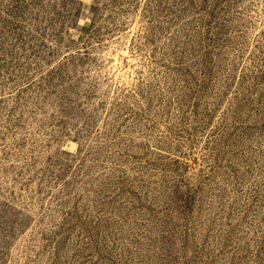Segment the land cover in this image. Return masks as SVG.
<instances>
[{
  "label": "rangeland",
  "instance_id": "1",
  "mask_svg": "<svg viewBox=\"0 0 264 264\" xmlns=\"http://www.w3.org/2000/svg\"><path fill=\"white\" fill-rule=\"evenodd\" d=\"M0 264H264V0H0Z\"/></svg>",
  "mask_w": 264,
  "mask_h": 264
}]
</instances>
